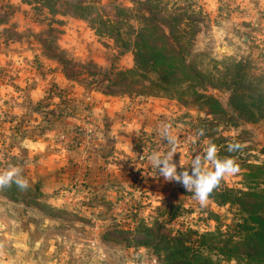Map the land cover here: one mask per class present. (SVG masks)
Instances as JSON below:
<instances>
[{
  "label": "rangeland",
  "instance_id": "1",
  "mask_svg": "<svg viewBox=\"0 0 264 264\" xmlns=\"http://www.w3.org/2000/svg\"><path fill=\"white\" fill-rule=\"evenodd\" d=\"M99 1V6L108 3L105 10L109 13L113 5L133 6L130 0ZM241 2L148 1L146 7L152 14L165 18V26H174L176 30L190 27L195 34L199 31L194 42L188 36L191 44L187 48V39L181 40L186 53L184 59L198 77L192 82H178L164 92L147 82L148 89L143 94L106 96L114 100H133L138 104L136 117L141 115L144 121L141 126L139 123L127 126L128 141L121 142L119 150L101 148L110 150L104 163L118 168V173H113L114 180H110V184L107 178L111 174L102 175L108 186L104 184V191L94 192L87 189L90 185L85 183V177L91 158L88 150L100 143L106 130L94 112L97 103H104L98 95H105L99 90H106L111 84L104 81L103 75L108 71L112 79L115 72L132 68L133 54L128 51L120 55L119 44L110 37L95 35L88 22L49 14L41 3L28 5L22 0H0V130L9 128V136L0 141V173L11 166L20 167L21 175L28 182L25 189L15 183L0 188V200L7 202L14 212L16 206H20L23 213H38L45 218L59 219L63 225L82 226L80 223L86 220L82 206H51L44 200L54 198V194L58 199L84 200L90 196L96 200L101 195L99 202L103 203L99 208L98 225L104 246L101 259L105 263L116 261V255L123 261L128 251L143 248L147 253L142 254L151 255L149 259L155 258L157 264H170L160 242L150 240L152 245H158L155 249L140 244L148 239L147 228L157 237L176 235L188 229L198 233L214 232L217 225L223 229L233 227L236 210L225 202L232 199L234 191H257L264 187V174L252 178L243 175L249 170L247 164H264V114L253 122L248 117L260 116L256 107L252 108L251 116L246 112L252 103V99L247 98L250 91L264 93V38L262 30L253 29L255 26L247 22L248 15ZM135 10L140 12L139 8ZM252 19L258 21L256 15ZM129 23L138 27L141 22L135 19ZM56 56L66 57L76 66L72 70L78 75H74L73 80L66 79ZM84 63H92L102 71L77 66ZM154 77L150 75L151 80ZM39 90L40 98L31 101V94ZM192 92L214 97L223 106L224 113ZM70 119L77 122H67ZM117 124L115 119L112 126L118 127ZM200 129L204 131L202 136L198 135ZM116 131L118 134L122 129L118 127ZM35 136L39 137L38 143L32 139L24 141ZM209 141L217 145L218 157L234 158L240 172L225 176L210 195L209 203L201 207L193 198L196 185L186 186L183 173L186 171L195 181L197 168L213 170L206 161ZM230 143H239L241 148L229 152ZM173 147L175 154L169 163L175 165V175L180 180L166 181L159 169ZM61 149L64 155L77 153L75 158L69 159L75 169L58 167L57 161L55 165L41 158L40 153L44 151L55 157ZM153 154L161 161L157 168L149 159ZM197 156L201 161L199 165ZM43 175L46 182H59L60 188L43 191L40 185Z\"/></svg>",
  "mask_w": 264,
  "mask_h": 264
},
{
  "label": "trees",
  "instance_id": "2",
  "mask_svg": "<svg viewBox=\"0 0 264 264\" xmlns=\"http://www.w3.org/2000/svg\"><path fill=\"white\" fill-rule=\"evenodd\" d=\"M22 1L28 5L33 2L41 3L40 5L52 15L70 16L88 22L95 35L110 37L119 44L120 55L131 51L132 68L115 72L112 79L108 77L111 73L104 72V81H111L109 89L105 87L106 90H99L105 96L143 94L148 89L147 82L164 92L168 87L178 85V82H192L198 77L196 70L184 59L186 53L181 40L187 39V48L191 44L188 42L190 40L188 36L192 38L191 42H194L199 31L195 34L190 27L176 30L174 26H165L163 21L165 18L152 14L151 9L146 7L149 0H130L132 7L113 5L112 13L105 10L108 3L99 6V0ZM137 5L139 13L135 10L138 8H133ZM92 16H95V19H92ZM135 19L141 22L138 27L129 23ZM123 35H127V38H123ZM55 49L64 54L58 48ZM56 60L61 65L66 79L73 80L74 75H78L72 70L76 66L66 57L56 56ZM83 65L102 71L92 63L77 66ZM151 74L155 75L153 80L150 79ZM260 91H250L247 95L248 99H252V103L246 112L251 116L254 114L252 108L255 106L260 114L257 118L248 117L249 121H258L264 114V93ZM191 94L201 97L216 111L224 113L223 106L214 97L194 92ZM246 168L249 169L243 173L246 178L264 174V164L249 163ZM233 193L231 196L233 200L225 202L236 210L233 227L226 226V229H223L217 225L214 232L198 233L188 229L176 235L157 237L147 228L148 239H144L140 244L145 247L154 246L155 249L158 245H152L151 242L157 241L158 244L160 242L170 264H264V187L257 191L248 189Z\"/></svg>",
  "mask_w": 264,
  "mask_h": 264
},
{
  "label": "crops",
  "instance_id": "3",
  "mask_svg": "<svg viewBox=\"0 0 264 264\" xmlns=\"http://www.w3.org/2000/svg\"><path fill=\"white\" fill-rule=\"evenodd\" d=\"M241 1V6L246 10L248 15L247 22L250 23V26H255L253 29L262 30L261 35L264 38V16H262L264 15V0ZM249 15H251L250 19ZM253 15H256L258 21H253ZM1 63L2 61L0 60ZM40 95V90L35 91L30 96L31 101L32 98L34 101L40 98ZM98 96L103 98L104 103H97L94 112L97 121H102L105 124L106 130H104V138L100 140V143L88 150L91 158L85 177V183L90 185L87 189H91L94 192L104 191V187H107L114 180L115 175L113 173H118V168L104 163L107 158L106 154L110 150L101 148L111 149L115 147V150H119L118 145L123 141H128L126 138L128 134L125 133L128 130L127 126L137 123L141 126L144 121L141 115H139L140 117H136V113L138 112L135 108H137L138 104H134L133 100L129 98L114 100L106 98V96ZM22 105L25 106L24 103ZM115 119L118 120L117 126L122 129L118 134H116V128L118 127L112 126ZM74 121L76 120L70 119L67 122L73 124ZM8 129V127L1 128V142L5 140L4 136H9ZM30 139L35 140L36 143L39 142L38 140L36 141V139H39L37 136L25 138L24 141L28 142ZM82 149H84V146ZM62 151V149L58 150L56 153L58 155L55 157L49 155L46 151L40 153V155L41 158H47L48 161L54 162L55 165V161H57L58 167L72 166V169H75L73 162H69V159L75 158L77 153L72 151L64 155ZM116 155L119 157L123 156L122 153L120 155L116 153ZM43 172L45 171L42 170ZM107 172L111 174V177L107 178L108 184L106 181L103 182L104 179L102 178V175L107 174ZM41 180L40 185L43 186V191L52 190L53 192V190L60 188L59 182H48V180L46 182L45 175H43ZM104 184L105 186L102 187ZM99 200H102L101 195L96 200L91 198V196L90 198L86 197L84 200L76 197L58 199L56 194H54V198L44 200L46 204L51 206H61L62 204L69 206V208L74 207L75 204L78 207L82 206L85 214L83 216L88 220L79 222L82 226L77 223L72 226L63 225L59 219L45 218L38 213H23V208L20 209V206H16L14 212L12 208H9L7 202L3 203L0 200V264H153L152 258L149 259L151 255L142 254L143 252L147 253L146 249L143 248H138L131 252L128 251L126 253L127 258H123V261H121L119 255H116V261L110 263H105L101 259L104 246L99 238L101 229L98 224L101 220L99 208H101V203L103 202H99ZM91 222L92 224H90ZM117 252L121 255L120 251Z\"/></svg>",
  "mask_w": 264,
  "mask_h": 264
},
{
  "label": "clouds",
  "instance_id": "4",
  "mask_svg": "<svg viewBox=\"0 0 264 264\" xmlns=\"http://www.w3.org/2000/svg\"><path fill=\"white\" fill-rule=\"evenodd\" d=\"M198 135H204L203 129H200ZM175 142V141H174ZM241 148L239 143L228 145V151L233 152ZM206 150V161L210 162L213 170L201 171L199 168L196 169L198 179L195 181L191 177H188L187 172L183 173V182L187 186L189 184H195L196 190L193 194V198L198 201L201 207L206 206L209 203V197L212 192L220 186L222 179L225 176L235 175L240 172V166L234 158L218 157L219 151L216 144L211 141L208 142ZM175 154V147L168 153L167 158L163 161V167L159 169V174L164 177L166 181L171 179L180 180L179 176L175 175V165L169 163L171 156ZM155 168L160 164V160L156 154H153L149 158ZM200 157L197 156L196 164H200ZM22 169L20 167L11 166L8 171L0 173V188L10 187L12 183H15L19 188L25 189L28 187V182L21 175Z\"/></svg>",
  "mask_w": 264,
  "mask_h": 264
},
{
  "label": "built area",
  "instance_id": "5",
  "mask_svg": "<svg viewBox=\"0 0 264 264\" xmlns=\"http://www.w3.org/2000/svg\"><path fill=\"white\" fill-rule=\"evenodd\" d=\"M153 264H157V260L155 258H152Z\"/></svg>",
  "mask_w": 264,
  "mask_h": 264
}]
</instances>
